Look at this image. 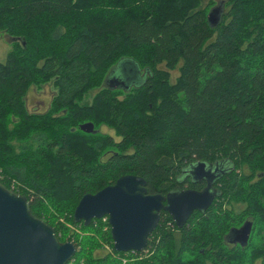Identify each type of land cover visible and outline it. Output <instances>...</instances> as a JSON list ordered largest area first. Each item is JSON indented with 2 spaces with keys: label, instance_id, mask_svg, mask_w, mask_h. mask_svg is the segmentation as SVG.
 <instances>
[{
  "label": "trees",
  "instance_id": "1",
  "mask_svg": "<svg viewBox=\"0 0 264 264\" xmlns=\"http://www.w3.org/2000/svg\"><path fill=\"white\" fill-rule=\"evenodd\" d=\"M219 6L0 0V35L13 39L0 63V183L77 246L68 264H264V0H228L213 24ZM125 59L148 77L109 86ZM48 83L49 109L31 112V87ZM198 163L224 172L217 198L181 227L162 213L146 253L116 251L108 217L74 219L84 196L124 176L142 177L149 195L203 190L185 177ZM247 220L254 250L227 246Z\"/></svg>",
  "mask_w": 264,
  "mask_h": 264
},
{
  "label": "water",
  "instance_id": "2",
  "mask_svg": "<svg viewBox=\"0 0 264 264\" xmlns=\"http://www.w3.org/2000/svg\"><path fill=\"white\" fill-rule=\"evenodd\" d=\"M221 8L211 12L213 24L218 23ZM117 80L111 72L106 83L116 87ZM81 130L91 133L94 125L84 124ZM212 170L206 163H198L192 170L196 178L208 179L205 190H183L167 196L149 195L142 177H121L97 194L84 196L74 219L88 226L94 219L108 217L115 250L141 252L159 226L161 212H167L181 227L195 211H205L213 204L218 191L212 189ZM76 252L73 242L62 243L54 227L33 214L26 196L0 183V264H68Z\"/></svg>",
  "mask_w": 264,
  "mask_h": 264
},
{
  "label": "rangeland",
  "instance_id": "3",
  "mask_svg": "<svg viewBox=\"0 0 264 264\" xmlns=\"http://www.w3.org/2000/svg\"><path fill=\"white\" fill-rule=\"evenodd\" d=\"M217 6H222L228 0H212ZM13 39L6 35H0V63H3L6 60L8 53L12 48ZM115 72L117 77V83L121 82L127 87H133L141 85L145 82L148 77L147 71H142L141 68L133 60L125 59L120 61L111 71ZM111 74V73H110ZM172 82H175L179 76V69L174 70L172 73ZM116 81V80H115ZM112 83V82H111ZM110 86V85H109ZM56 93V89L52 83L42 85L41 87L32 86L28 95H27V104L31 112H45L49 109L51 101ZM104 132L114 135V132L108 130L107 128L103 129ZM105 218V217H104ZM107 218L104 219L106 221ZM105 248L109 249L107 246Z\"/></svg>",
  "mask_w": 264,
  "mask_h": 264
},
{
  "label": "flooded vegetation",
  "instance_id": "4",
  "mask_svg": "<svg viewBox=\"0 0 264 264\" xmlns=\"http://www.w3.org/2000/svg\"><path fill=\"white\" fill-rule=\"evenodd\" d=\"M223 173H219V169H213L212 170V174H211V175H213L212 176V178H213V181H212V189L217 190V188L215 187V183H216V181L218 180V178ZM185 177L187 179L188 178L189 179L191 178V180H193L195 183H204L205 184V188L203 190H205L208 187V184H209L208 179H206V178L205 179H203V178H200V179L199 178H196L192 174V170L188 171V173H186ZM203 190H200L199 192H201ZM194 191H198V190H194ZM162 213H164V211L161 212V220H162ZM188 220H187V222H188ZM160 223H161V221H160ZM224 242H225V244L227 246H229L230 248H233V249H237V248H241L242 249V248L247 247V246H251L252 247L254 245V242H255V239H254V224H253L252 220H247V222H244V224H242V226H240L238 228H235L234 231L231 234L226 235V237L224 239ZM147 248H148V246H147ZM147 248L144 249L143 251H141V253H146V252L150 251ZM253 250H254L253 247L251 249H249L250 252H252ZM136 253H139V252H136ZM149 254L150 253L145 254V257L149 256ZM207 264H220V263H212V262L208 261ZM222 264H232V263L229 262V261H227V260H225ZM248 264H263V261L261 259H258L256 261H253L252 263H248Z\"/></svg>",
  "mask_w": 264,
  "mask_h": 264
}]
</instances>
